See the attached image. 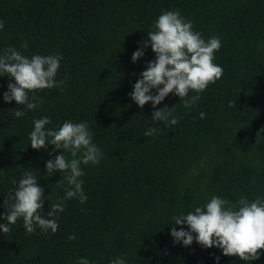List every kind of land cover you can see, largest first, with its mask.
<instances>
[{"label": "trees", "instance_id": "1", "mask_svg": "<svg viewBox=\"0 0 264 264\" xmlns=\"http://www.w3.org/2000/svg\"><path fill=\"white\" fill-rule=\"evenodd\" d=\"M177 9L205 40L220 38L215 63L223 75L191 109L172 93L157 105H176L172 126L152 121L151 102L141 109L129 93L156 58L150 45L135 63L133 53L157 17ZM0 20V50L12 46L29 58L59 55L56 79L66 80L30 92L43 103L29 111L3 100L13 81L0 77V216L13 181L26 170L50 196L44 214L51 203L64 204L55 233L37 227L28 234L22 218L0 232V264H77L82 257L90 264L116 257L125 264H264V250L246 262L195 240L185 247L171 236L172 227H182L174 216L213 195L233 203L264 197V0H0ZM17 108L25 112L20 119ZM44 116L49 129L67 120L87 122L103 153L98 164L81 165L85 203L63 200L67 185L56 184L61 173L46 172V162L59 155L54 146L30 145L33 120ZM152 126L157 132L144 137ZM0 224L7 221L0 218Z\"/></svg>", "mask_w": 264, "mask_h": 264}, {"label": "clouds", "instance_id": "2", "mask_svg": "<svg viewBox=\"0 0 264 264\" xmlns=\"http://www.w3.org/2000/svg\"><path fill=\"white\" fill-rule=\"evenodd\" d=\"M3 28L4 22L0 20V31ZM149 45L156 58L148 62L129 95L141 109L151 102L152 121L174 126L178 123V117L174 115L176 105L171 109L167 106L157 108V105L172 93L181 98L184 108L191 109L200 99V93L223 75V68L215 63L221 41L218 36L205 40L200 32L194 31L193 22L182 17L177 9L163 11L153 22L142 47L132 55L134 63L144 56V49ZM22 47L27 49V43ZM61 59L59 55L40 54L29 58L12 46L0 50V77L7 76L13 81L8 84L3 100L6 103L15 101L29 111L37 109L43 100L30 97V92L58 88L66 83V80L56 79ZM154 89L156 94H152ZM190 92L196 94L189 96ZM24 115L20 108L14 112L17 119ZM204 118L205 113L201 112L200 119ZM50 123L48 116L33 120L30 145L36 150L54 146L53 151H58L59 155L46 162V172L50 177L55 172L61 173L62 180L56 184L67 185L63 200L78 198L80 203H85L87 196L83 191L81 165L98 164L103 153L92 142L87 122L67 120L55 129L46 128ZM156 132L157 127L152 126L143 136L149 137ZM13 184L15 189L4 201L7 212L0 216L7 224H0V232H10L9 225L22 218V226L28 234L35 232L37 227L44 233L49 229L55 233L59 227L57 213L64 211L63 201L51 203L50 210L44 214V200H50V196H44V189L38 185L32 171L26 170ZM173 219L174 225L182 227L180 230L172 227L171 236L175 243L182 242L185 247L195 240L203 248L217 247L223 255L246 262L258 260L264 250V197L249 201L241 196L233 203L213 195L204 205ZM183 225H187V231ZM69 239H75V236ZM216 259L218 261L219 257ZM77 264H90V261L82 257ZM109 264H125V260L116 257Z\"/></svg>", "mask_w": 264, "mask_h": 264}]
</instances>
